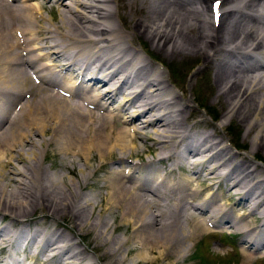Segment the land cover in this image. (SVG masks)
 Instances as JSON below:
<instances>
[{
  "label": "bare ground",
  "instance_id": "6f19581e",
  "mask_svg": "<svg viewBox=\"0 0 264 264\" xmlns=\"http://www.w3.org/2000/svg\"><path fill=\"white\" fill-rule=\"evenodd\" d=\"M30 1L32 0H0V18L2 17L10 26L9 30H6V32L0 22V83L2 85L0 88V99L2 98V95L5 96V91L17 92L20 94L30 93L36 98V104L33 106L27 101L20 100L22 102V108L26 110V115H24L26 121L20 120L21 122L23 121L20 126H24L26 129L24 131L18 128L19 126L16 127V138L11 136V127H9L11 125L10 121L13 119L10 120V118H7L6 113L4 111L1 112L0 110V159L6 158L8 164L13 160L15 155V159L13 160L14 163H10L11 167L8 172L12 176L18 175L19 178H21L16 185L19 194L17 193L15 195V193L12 191L9 192L8 190V194L6 192L4 195L3 193L0 194V220L6 217L12 223H19V219L26 218V216L33 213L35 209L43 207L44 205L42 202L45 203L44 208L47 210L51 209V211L53 210L55 214L57 213L58 215L65 214V209H68L67 202L61 201L60 199H52L53 196L51 194L43 195L41 192L42 185L38 187V190H36L35 193L33 192L31 194L30 191H26L25 187H28V184H26L25 181L29 179V173L34 174L37 178H42L43 170L37 172L32 165L38 157L40 147L38 148V144H36L34 148L35 151L32 150L30 152L31 157L28 159L25 157V152L27 153V150L21 146L22 143L20 144L19 139L27 141V138H31L32 136H41V133L48 128L49 137L47 143L54 142L56 144V150L60 154H71L73 157L77 158L80 154H83V157L86 156L85 158L88 160L90 158L89 152L91 151H94L97 157L102 159L105 156H108L115 148L119 150L125 148L130 145L131 138H129V134L133 133L136 139L140 142H143L144 138H147L152 141L153 145L159 146L157 150L160 153L158 156L156 155L157 162L163 163V160L175 156L173 166L177 168H184L183 166H186L191 169L192 179H194L190 181L182 180L179 182H168L165 177L154 175L153 172L141 176V173L133 170L129 177L123 175V172H119L116 169L111 170L109 176L101 179V187L105 186L110 189L109 192L104 193L106 195L105 201L108 204V208L118 209L120 212H123V214L121 213L122 221L124 220L126 223H131L133 233L132 238L138 240V237H144V235H157L158 229L164 227L169 228V226L171 227L174 223L171 218L160 219L152 214V219L150 216V220H152L150 228L146 227V232H142L139 229V226L147 220L143 216L148 212V206L144 204L148 202V199H144L143 196L151 197L154 205H160L165 198L170 200L169 197H172L171 200L173 203L170 206L177 207L180 205L179 209L182 208V211L191 209L193 212L205 214V219L208 223L210 222L212 225L216 226L222 225V227L230 229L234 234L239 235L240 244L247 246L243 249L244 251L242 253L243 263H249L251 259L257 258L256 255H259L258 252L260 253V251L264 249V190L261 188V185H259L262 184V181L255 180V169H253L252 165L249 164L247 160H244V162L237 160L241 169L238 165L235 167L237 164L236 162H233V157L236 156L235 153L232 152L228 145H225L224 147L221 146V144L226 143L224 138H218V140H216L214 135L206 132H192L193 134L189 135L181 128V126H183L182 121L184 118L179 121L175 118L179 113V109L176 108V105L180 104L188 108V103L184 104L183 101H180L179 94L170 88V84L167 80L163 79L164 77L162 74H154L151 72V66L147 61H145L147 63H144L137 60V50L134 49L132 43L133 38L136 37L135 34L139 33L141 36L142 33L145 38L149 40L151 46L156 48L163 47L170 52L179 50L195 55H201L202 58H204L203 60L211 65L214 70L215 61L219 60L214 57V50L221 45V40L224 38L226 32H222L224 28H219L218 26L215 27L213 23L208 20L206 4L209 1L41 0L45 4H48L50 10L58 8V21L52 25L47 19H43L39 15L41 7L30 3ZM223 2L226 5H229L228 0H223ZM238 9L239 10L236 11L235 8L230 6L229 10L222 13L225 15L229 13L237 14L238 16L234 20H226L227 23L232 27L241 28L249 33V35H252L249 43L251 44L250 47H247L244 52H242V55L250 57L248 55H252L258 50H264V21L261 20L264 17V0H240ZM72 13L77 20H85L90 31H98V29H102L104 37L107 35L111 36L110 40L103 38V43L107 46L105 48H96L92 56L93 61L97 63L94 67L95 70H98L96 73L97 76L88 75L92 74V70L86 73L87 71L81 67L75 69L74 60L72 58H77L83 44L88 41V37L80 32L81 39L83 40H75L72 44L68 41L67 37L70 38L68 32L78 30L77 26L70 22ZM9 15L16 19L15 23L8 21ZM122 15H124L127 21H123ZM255 15H258V18L255 17ZM113 16L119 21L118 28H113L112 25L110 26V21ZM38 17L45 20L49 25H39L36 22ZM128 22L132 32L127 28ZM233 34L236 33L233 32ZM113 44H116V46H112ZM13 48L19 49L20 54L23 52V55H19L18 59L14 58V55H11L13 52H10ZM229 49L231 50V48ZM237 61V66H242L244 64L242 56L238 57ZM17 63L29 68L33 73L35 72L37 74H40L41 71H45L50 76L58 77L63 72L68 73V79H66L67 83L64 87L69 88V90L72 89L73 91L79 90V103L86 102L87 104L92 105L93 109L85 110L82 109L81 105L76 112H73L65 104H54V106L59 107V111H53L51 103H53L54 100L47 98L43 99L41 95L44 91H50V94L55 96V92L53 91L55 89L62 90V86H60L58 82L50 83L47 80L42 79L40 87L36 88L40 89V93L37 94V91L33 92V87L30 86L24 78L20 79L17 76H12L15 64ZM219 63L224 64L223 61H219ZM216 68L217 70L219 69L218 67ZM74 70L78 71L83 78L85 75L88 77L84 83L79 80L76 85V80L78 79L71 82ZM259 70L264 71V66H260ZM214 76H216V74ZM259 78H257V80ZM228 80L229 79H227V81ZM253 80L252 76L251 79L248 80L250 89L249 93H240V96L243 98L244 102L248 104L247 109L249 113L247 112V115L245 116L246 120L244 124L245 126L247 125L250 127L248 124L252 123V129H255V131L252 134L253 136L250 137L251 141L253 139L255 143L258 142L260 146V144L264 145V127L262 129L260 128L264 123L258 124V122L256 123V120L253 119L257 114V112H255L256 110L261 111V114L264 113V106H262L264 101V74L261 76L260 80L257 82L255 81L256 83H253ZM96 83L99 87L96 86ZM89 85L90 87H88ZM229 86L230 89L231 86H233V83L230 82ZM199 87L201 86L199 85ZM50 88H52V90H50ZM217 94L222 95L219 89L217 90ZM104 101H108L106 106L103 105ZM116 102L118 103L117 105H115ZM99 110L103 111L101 115L96 113ZM235 111L239 113L237 109L230 106L226 110V114H228V118H231V113L232 116L235 118L237 117L238 121H240V114L236 115ZM78 114L81 115L80 120ZM16 115H19V113L17 112ZM248 117L251 119V123H249L250 121L247 122ZM70 118L73 120H70ZM82 118L83 120H81ZM118 123H121L123 126L118 125ZM15 126H17L16 123ZM146 129H150L149 134H145ZM86 130H88V134L86 133ZM247 130L244 131V135L250 134L251 130L248 132ZM62 131L64 135H60V132ZM100 132H102L103 135H99ZM127 138L129 139L127 140ZM184 139H186V141L181 145L182 149L177 151L176 145L180 144ZM250 149V152L254 151V142L251 144ZM126 155L127 154H125V156ZM119 160H124V158L119 156L118 161ZM19 162L24 165V169L16 167L15 164ZM75 162L76 161H74V163ZM115 163L118 165L121 164L119 162ZM146 164L150 165L151 162H147ZM83 166L76 164L74 169L83 168ZM171 170L172 169H170V171ZM110 179H114L113 185L110 182ZM153 179H155V187H153V184H142L145 180L151 181ZM122 180L127 182L128 185H131L132 190H136V192L133 193L128 186L121 187ZM158 180L159 182H157ZM193 181H196L199 184H205V186H214L221 182L226 183L228 185L226 189L227 198L224 199V202L218 203V205H215L217 201L215 196H209L210 198L208 199L207 195H204L200 201H197L198 192L194 188L188 187V183H192ZM79 184V186H84L85 181H82ZM45 185L48 184L44 183V188L46 187ZM67 188L72 194V198L71 196L70 198L75 200L71 187ZM168 194H172V196H169ZM31 195L36 197L29 203L28 201L30 200ZM84 196L85 195H83V199ZM228 199H232V202L229 203V207L227 208V205L224 203L228 204ZM76 200L79 201L77 198ZM92 200V198L91 200H87L85 196V199L80 202L87 206ZM72 203L73 201L71 200V204ZM91 204L92 202L90 205ZM147 204L150 207L154 206L149 203ZM16 205L23 207V210H16ZM73 206L71 208H73ZM84 206L85 205H83V207ZM229 213H232V219L229 218ZM48 216L52 217V215L49 214ZM147 216L149 215L147 214ZM251 216H253V218H250ZM75 218L74 227L81 229L84 223H86V219L83 221L81 216L78 217V215H75ZM109 222L110 220L108 223ZM146 225L147 223L142 226ZM205 227H203V223L201 224L200 221L197 220L191 229L187 228L188 231L185 232V235L190 240L189 235H194L192 237H195L199 233H204L206 231ZM38 231L39 230H33L29 235L26 234L25 239H28L31 245H34L35 248V251L32 252L31 255H39L41 253V246L44 243L48 247L46 250L47 255L43 258V262H51L53 258H56L60 264H81L84 259L83 254L78 253L77 251L69 252L71 247H69L68 243H65L62 236H56L53 232L54 234L48 235L49 237L45 240V238L42 237V234H39ZM2 233L5 234L1 235ZM164 235L166 236V234ZM21 236H23V234H21L20 231H6L3 226H0V249L10 246ZM155 237L154 242L156 244L154 247L156 250L157 248L160 249L158 253L162 255L163 252L167 251L170 245L169 238ZM95 238L96 237H94V239ZM70 239L72 238L69 237V240ZM145 239H147V237ZM165 239L168 240L165 241ZM121 240L122 238L120 241ZM171 241L173 240L171 239ZM56 243L62 244L56 245ZM249 248H251L252 251ZM141 250L142 251L137 255L138 258L145 254V249ZM106 262L108 261L106 260ZM0 264H3V260L0 261Z\"/></svg>",
  "mask_w": 264,
  "mask_h": 264
},
{
  "label": "rangeland",
  "instance_id": "374dc122",
  "mask_svg": "<svg viewBox=\"0 0 264 264\" xmlns=\"http://www.w3.org/2000/svg\"><path fill=\"white\" fill-rule=\"evenodd\" d=\"M210 1L211 0H209V2ZM219 1H221L220 5L222 6L221 7L222 10H224V8L227 9L231 4H237L239 0H228L229 5H226L223 2V0H219ZM209 2L207 3V7L209 6ZM237 10H239L238 7H237ZM207 16H208V20L210 21L209 12H207ZM255 16H258V15H255ZM235 18H229V19L234 20ZM122 19H123V21H127L126 18L124 17V15H122ZM111 20L113 22L112 25H114V24L116 26L119 25L115 16H113ZM261 20L264 21V17ZM8 21L10 22L12 20L10 18H8ZM0 22H1L3 29H5L4 31H6V30L8 31L9 27H10L9 24L4 19H1V18H0ZM222 22L226 23V15H223L221 17L220 25ZM225 23L223 24L222 27H220V28H224L222 32H224V31L226 32L224 34V38H222V40H221V45H219L214 50V55H215L214 57L216 59L217 58L219 59V60L215 61V69H214L215 71L213 70L211 65H209L208 63H206L203 60L204 58H202L201 55H195L192 53H187L186 51H179V50L170 52V51L165 50L163 47L156 48L154 46H151V44L149 43V40L147 38H145V36L142 33H141V36L139 33L138 34L136 33L135 34L136 37L133 38L132 43H133L134 49L137 50V52H138L137 57H138V59H140V62H144V63L148 62L156 73H158V72L161 73L162 76L164 77V79L169 82L173 91H175L177 94H179L180 101L181 102L183 101L184 104L188 103V105H189L188 108L184 107L183 105H180V104L176 105V108L179 109V113L176 115L175 118L178 121L184 118L182 121L183 126H181V128L184 129L185 132L189 135L193 134L192 132H206V133H210V134L214 135L216 140H218V138L219 139L224 138L226 143L223 145H228L231 148L232 152L235 153V155H236L233 157V162L237 163L235 167H237V165H238L237 160H241L243 162H244V160H247L249 162V164L252 165L253 169H255V172H256V179L255 180H261L262 181V184H259V185H261V188L264 190V145L260 144V146H259L258 142L255 143V141L253 139L251 141L250 137L253 136L252 134L254 133L255 129H252V125H251L252 121L249 117H248L247 122L250 121L249 123H251V124H248V123L247 124L250 127H248L247 125L245 126V124H244V122L246 120L245 116L247 115V112H248V109H247L248 104L246 102H244L243 98L240 96L241 95L240 93H245V94L249 93L250 89H249V85H248V80L251 79V76H252V79H254L253 83H256L258 80L261 79V76L264 74V72L259 70V69H254V68H249V69H244V70H243V68H238L237 58L241 57V56H242V61L245 64H248L251 66V64H249V63L252 62L253 55H248L250 57H247V56L242 55V52H244V50L247 47H250L251 44H249V43L251 41L252 35H249V33H247L246 31H244L241 28L232 27L231 25L225 24ZM127 28L129 31L132 32L130 25H129V22L127 23ZM121 29H122V27H121ZM233 32L236 34H233ZM231 34L233 37L231 36ZM243 34H244V36H243ZM226 36L228 37V39ZM227 46H230V47H227ZM233 47H236V48H233ZM229 48H231V50ZM233 50H235V51H233ZM226 51H228V52H226ZM10 52H12V51H10ZM255 53H257V52H255ZM182 55H184V56H182ZM226 59H227V61H226ZM145 61H147V62H145ZM219 61H223L224 64L219 63ZM154 65L157 67L158 71H157V69H155ZM18 67L21 69H25V67H23V66H18ZM216 67H218L219 69L217 70ZM14 69H16V68H14ZM13 72H14V70H13ZM245 73H246V75H245ZM215 74H216V76H214ZM214 77H216V78H214ZM222 77H224V78H222ZM257 78H259V79L257 80ZM49 79H51V81H54L53 78H49ZM227 79H229V80L227 81ZM230 82L233 83V86H231V88L229 89V87H230L229 83ZM60 83H64V82L60 81ZM199 85L201 87H199ZM208 85H209V87H208ZM1 86L2 85L0 83V88H1ZM235 86H236V88H235ZM218 89L220 90L222 95L217 94ZM235 89H236V91H235ZM56 94H58V93L56 92ZM58 96H59V94H58ZM59 97H63V96L60 95ZM50 98H52L54 100H59L57 97H56L57 98L56 99L55 96H51ZM2 100L5 101L4 99H2ZM65 102H68V101H65ZM0 103H3V102H0ZM18 106L19 105L17 103H14V105H12L10 107H11V109H19ZM230 106L239 111V113H237L236 111H235V113H236V115L240 114L239 115L240 119H241L240 121H238L237 117L235 118L234 116H232L231 113H230L231 118L230 117L228 118V114H226L228 111L226 112V110ZM262 106H264V101H263ZM1 107L2 106H0V108ZM83 107H85L84 104H83ZM237 107H239V108H237ZM52 110L55 112L57 111L55 109H52ZM255 112H257L256 115H255ZM255 112H254L255 118L253 120H256L255 122L256 123L258 122V124L264 123V113L261 114V111H257V110ZM96 113L100 114V115L102 114V112H96ZM21 114H23V115H21L19 120L18 119L14 120L15 118L10 117V120L13 119L12 120L13 122L10 121L11 125L9 127H11L10 128L11 129V136L14 138H16V135H15L16 127L19 126L18 128H20L24 131L26 129L24 126H20L23 121H26L25 116H24L25 114L23 113V110L21 111ZM89 116H90V114H89ZM80 118H81V116H79V120H80ZM20 120H23V121L21 122ZM70 120H73V119L70 118ZM81 120H83V118ZM14 122L16 123L17 126H15ZM118 125L123 126L120 123H118ZM6 127H7V125H6ZM263 127H264V125L260 128L262 129ZM46 129L44 130L43 133H41V136L40 135L32 136L31 138H27V141L19 139L20 144L22 143L21 146L25 150H27V153L25 152V157H27L28 159L31 157L30 152L32 150L35 151V149H34L35 145L38 144V148L40 147L39 152H38L39 158L37 157L36 158L37 161L35 160L32 163V165L34 166L35 170H37V172L43 170L42 178H37L34 174L29 173V175H28L29 179L25 181L26 184H28V187L26 186L25 189H26V191H30V193L32 194L33 192L35 193L36 190H38V187L42 185L41 192L43 193V195L44 194L45 195L51 194L53 196L52 199H55V200L60 199L61 201L67 202L68 203L67 204L68 209L67 208L65 209L66 212H65V214L64 213L62 214L63 216L58 215L57 213H56L57 214L56 215L53 210L51 211V209L47 210L46 208H44L45 203L42 202L44 205L43 207H39V208L35 209V211L33 213L29 214L30 216L27 215V213H26V215H27L26 218L24 217L22 219H19L20 222L22 223V228H24L25 230L26 229L39 230L38 231L39 234H42V237H44L45 240L49 237L48 235L54 234V233H55L54 235H56V236H58V235L62 236L65 240V243L66 244L68 243L69 247H71L69 252H76L77 251L78 253L83 254L85 260L83 259L81 264H83V263L84 264H163V263L164 264H264V249L261 250L260 253L258 252L259 255H256L257 258L251 259L249 263H243L242 262V253L244 251L243 249L246 248L247 246L240 244L239 235L234 234L233 231L230 229H226V228L222 227V225L210 226L212 224L210 222L208 223L206 221L205 214H202L199 212H193L191 209H187L185 211H182V208H180L181 210L179 209L180 205L177 207L170 206L173 203L171 200L172 197H169L170 200H167V198H165V200L162 201L160 203V205H154L153 199L151 197L143 196L144 199H146V198L148 199L147 203H149L150 205H154V206L150 207L147 203H144L148 206V212H147V210H146V212L149 216H147V214H145L143 216L147 220L142 225H144L146 223H147V225L146 226H142V225L139 226V229L142 232L143 231L146 232V230H147L146 227L150 228V224L152 221V220H150V216L152 219L153 218L152 214L156 215V218H160V219L171 218L174 221V223H173V225H171V227L169 226V228L164 227V228L158 229L157 235H144V237L141 236V237H138L139 238L138 240H135L134 238H132L133 233H132L131 223H128V222L126 223L124 220L122 221L123 212H120L118 209L116 210L113 208L112 209L108 208V204L105 201L106 195L104 193L109 192L110 189L106 188L105 186L101 187L102 183L100 182V180L109 176L110 171L114 170V169L118 170L119 172H124L127 175V173L132 172V166L133 165H138L139 169H142V171H146L150 168V167H145L147 162H151V164H153L152 167H155V169L158 171L157 173L163 174V176L165 177V179L168 180V182H174V181L179 182L182 180H188V181L193 180L194 178L192 179V175H190V172L192 170L190 169L187 171H183V170L178 169V170L170 171V169L173 167V165H171V168L168 166V163H167L168 159L163 160V163L156 161V155L158 156L160 153L157 150V148H159V146L153 145L152 141L147 139V138H144L143 142H140L139 140L136 139L135 135L131 132H129V133H131V134H129V138H131V141L129 143L130 145H128L129 148H128V146H126L125 148H123L121 150H119L117 148L113 149L112 150L113 152L111 151V153L108 156L104 157L105 159L102 158L103 162L105 164H104V166H100L98 164L99 160H98L97 155L95 153L92 155V158L94 159V161H90L89 159L86 160V158H85L86 156L82 157V158H77V157H73V155H71V154L63 155V154H60L59 152L57 153L56 144L54 142L47 143L48 137H49V130H48V128H46ZM245 130H247V132L251 130L250 134L244 135ZM149 131H150V129H146L145 134H149ZM86 133L88 134V130H86ZM129 138H127V140ZM253 142H254V151L250 152L251 151V149H250L251 144ZM128 149H130V150H128ZM76 152H77V149H76ZM121 152H122V154H121ZM251 153H252V155H251ZM125 154H127V155L125 156ZM119 156L123 157L124 160L118 161ZM14 159H15V155H14L13 160ZM13 160H11L7 164L6 158L0 159V194L3 193V195H4V193L5 192L7 193L8 191L9 192L12 191L13 193H15V195L17 193L19 194V191L17 190L16 185L18 184V182L20 181L21 178H19L18 175L12 176L8 172L9 168L11 167L10 163H14ZM74 161L79 162V163L86 162V165H84L85 168L81 169L82 171L78 170V168H76L75 172H73L74 168L76 166V162L74 163ZM115 162H119L121 164L118 165ZM61 163H63V164H61ZM15 165L17 168L24 169L23 168L24 165L20 162L15 164ZM67 167H68V169H67ZM62 169H63V171H62ZM240 169H241V167H240ZM87 171H89V172H87ZM98 171H100V172H98ZM60 174H62L63 176ZM45 175L47 178L45 177ZM257 175H258V177H257ZM52 177H53V179H52ZM48 179H49V181H48ZM14 180H15V182H14ZM112 180L113 179H110L111 183H112ZM82 181H85V185L79 186L80 185L79 183H81ZM22 182H23V180H22ZM44 183L48 184V185H45L46 186L45 188L43 186ZM72 184L74 185V187ZM112 185H113V183H112ZM13 186H15V187H13ZM127 186L131 188L130 190L133 193L136 192V190H132L131 185H128L127 182L122 180L121 187H127ZM67 187H71L75 200L71 199L72 194L68 191ZM96 187H98V188H96ZM188 187H192L198 192L197 201H200L204 197L206 192H207V198L208 199L211 196H215L217 198L215 205H218V203L224 202V199L227 198L226 197V194H227L226 189H227L228 185L226 183L221 182L218 185L205 186V184H199L198 182L193 181L192 183H188ZM92 189H93V192H92ZM105 189H107V190H105ZM100 191H101V193H100ZM87 192H88V194H87ZM94 193H96V194H94ZM229 193H231V192H229ZM82 194L86 196L87 200H91V198L93 200L94 199L95 200L91 201L92 202L91 205H90L91 202L89 204H87V206H86V204H81L80 201L85 199V196L83 199ZM138 194L140 195L139 192H138ZM168 195L172 196V194H168ZM70 196H71V198H70ZM35 197L36 196L31 195L30 200L28 202L30 203ZM61 197H62V199H61ZM76 198L79 201H77ZM71 200L73 201L72 204H71ZM228 201H229L228 204L224 203L227 205L226 206L227 208L229 207V203L232 202V199H228ZM73 205H75V206H73ZM83 205H85L86 207L85 206L83 207ZM72 206H73V208H71ZM15 208L18 211L23 210L22 209L23 207H19L17 205L15 206ZM75 211H76V213H75ZM86 211L89 213H87ZM70 213H71V215H70ZM79 213H80L81 219L83 221L86 219V221H85L86 223H84V225L81 229L74 227V222H75L74 219H76L75 215H78V217H80ZM48 214L52 215L53 218L49 217ZM17 215H20V214H17ZM54 217H55V219H54ZM86 217H88V218H86ZM128 218H129V216H128ZM229 218L230 219L233 218L232 213H229ZM250 218H253V216H251ZM109 220L111 223L110 222L108 223ZM197 220H199L201 224L203 223V227L206 226L205 227L206 231L204 233L203 232L199 233L200 235L197 234L196 235L197 237L196 236L192 237L194 235H189V237H190V240H189L186 237L185 232L188 231L187 228L191 229L195 225V222ZM96 221H97V223H96ZM54 222H55V225H54ZM175 222H177V223H175ZM204 223H206V224H204ZM13 225H14V223H12L8 218H6L4 220H0V226H3L6 231H10L12 229ZM142 227L144 230L142 229ZM177 227H178V229H177ZM166 228H167V230H166ZM77 230H79V231H77ZM58 232H60V233H58ZM158 232H159V234H158ZM163 233L166 234V236ZM4 234L5 233H2L1 235H4ZM84 236H86V237H84ZM69 237H71L72 239L69 240ZM94 237H96V238L94 239ZM120 237L122 238L121 241H120V239H121ZM146 237H147V239H145ZM154 237L155 238H163V237L169 238L170 245H169L167 251L163 252L162 255L160 253H158L160 251V249L157 248V250H156V248L154 247L156 244L154 242L155 241ZM25 238L26 237H23V241H25V249L23 251V256L18 257V259H19L18 264H60V262H58L56 260V258H53L51 260V262H43V260H44L43 258L47 255L46 250L48 247L44 243L41 246V253L39 255H36V256H31V253L35 251V248H34V245H31L29 240L25 239ZM150 239H151V241H150ZM171 239L173 241H171ZM19 240H20V238H18V241ZM125 240H126V242H125ZM167 240L168 239H165V241H167ZM135 241H136V243H135ZM142 243L144 246L142 245ZM61 244L62 243H58V244L56 243V245H61ZM15 245H16V242H15ZM182 246H183V248H182ZM186 246H188V247H186ZM150 247H151V249H150ZM99 248H100V250H99ZM95 249H96V251H95ZM141 249H145L144 250L145 254L142 257L138 258L137 255L142 251ZM249 249L252 251L251 248H249ZM195 250H197V251L195 252ZM184 252H185V254H184ZM182 253H183V255H182ZM5 256H6V252H4V254H2L0 256V260H4L6 258ZM95 256H96V258H95ZM197 256L200 258V260H198L200 262H197V259L195 258ZM135 258H136V260H135ZM106 260L108 262H106Z\"/></svg>",
  "mask_w": 264,
  "mask_h": 264
}]
</instances>
